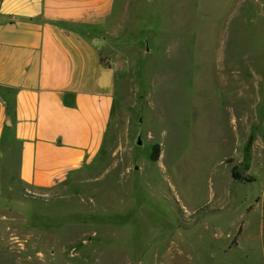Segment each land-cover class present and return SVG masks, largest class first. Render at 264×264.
I'll list each match as a JSON object with an SVG mask.
<instances>
[{
	"label": "rangeland",
	"instance_id": "obj_1",
	"mask_svg": "<svg viewBox=\"0 0 264 264\" xmlns=\"http://www.w3.org/2000/svg\"><path fill=\"white\" fill-rule=\"evenodd\" d=\"M93 34L102 146L35 189L0 145V264H262L264 0H120Z\"/></svg>",
	"mask_w": 264,
	"mask_h": 264
},
{
	"label": "crops",
	"instance_id": "obj_2",
	"mask_svg": "<svg viewBox=\"0 0 264 264\" xmlns=\"http://www.w3.org/2000/svg\"><path fill=\"white\" fill-rule=\"evenodd\" d=\"M119 1L0 0V145L18 144L22 184L50 188L100 150L116 69L93 32ZM257 230L264 264V222Z\"/></svg>",
	"mask_w": 264,
	"mask_h": 264
},
{
	"label": "trees",
	"instance_id": "obj_3",
	"mask_svg": "<svg viewBox=\"0 0 264 264\" xmlns=\"http://www.w3.org/2000/svg\"><path fill=\"white\" fill-rule=\"evenodd\" d=\"M152 159H156L157 157V148L155 147L151 154Z\"/></svg>",
	"mask_w": 264,
	"mask_h": 264
},
{
	"label": "water",
	"instance_id": "obj_4",
	"mask_svg": "<svg viewBox=\"0 0 264 264\" xmlns=\"http://www.w3.org/2000/svg\"><path fill=\"white\" fill-rule=\"evenodd\" d=\"M139 121H141V119H139ZM137 143H138V144H140V143H141V141H140V140H138V141H137Z\"/></svg>",
	"mask_w": 264,
	"mask_h": 264
}]
</instances>
